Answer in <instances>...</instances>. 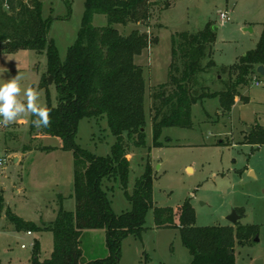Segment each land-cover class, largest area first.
I'll return each mask as SVG.
<instances>
[{
    "label": "rangeland",
    "instance_id": "rangeland-1",
    "mask_svg": "<svg viewBox=\"0 0 264 264\" xmlns=\"http://www.w3.org/2000/svg\"><path fill=\"white\" fill-rule=\"evenodd\" d=\"M39 1L42 17L50 19L49 37L62 62L80 29L85 0ZM150 1L152 16L146 25L113 24L123 34L137 28L156 38L133 59L143 70L144 144L131 145L127 151L126 188L112 177L102 178L101 187L114 214L127 211L131 204L125 191L130 194L134 179L149 168L155 204L172 207L176 222L180 205L189 197L197 226L230 224L226 217L232 209L240 215L238 223L257 225V240L254 236L248 244L237 245L234 263L264 264V144L247 143L255 124L264 127V74L255 70L249 84L239 90L248 101L237 99L227 115L221 113L218 97L208 98L192 105L190 126L164 128L156 145L151 129L152 92L168 79L172 35L197 32L207 23L216 26L212 59L219 67L233 65L258 43L264 28V0ZM222 11L229 20L221 23ZM91 23L94 27L105 25L106 15L95 13ZM46 64L44 54L29 48L9 52L0 43V78L20 74L22 88L39 91L41 107L58 103L56 85L47 80ZM206 79L212 90L221 86L214 72ZM30 123V113L9 124L0 122V194L4 202L0 211V260L6 264H29L35 251L39 260L48 258L54 245L50 230L27 234L15 229L5 216L6 208L25 221L43 226L59 209L73 211L75 207L72 151L63 150L56 136L29 132ZM76 131L77 146L95 156L111 153L115 137L105 117H82ZM105 238L103 229L84 230L79 243L81 261L107 256ZM120 249L118 264H189L191 260L179 230L156 228L152 209L146 212L141 233L124 237Z\"/></svg>",
    "mask_w": 264,
    "mask_h": 264
},
{
    "label": "trees",
    "instance_id": "trees-1",
    "mask_svg": "<svg viewBox=\"0 0 264 264\" xmlns=\"http://www.w3.org/2000/svg\"><path fill=\"white\" fill-rule=\"evenodd\" d=\"M151 4L150 0H85L77 37L60 62L49 37L50 19L43 18L40 12L41 2L0 0V43L9 52L29 48L44 54L45 73L56 85L58 103L45 107L49 110V125L35 123L38 117L31 114L29 132L37 130L43 136H56L61 141L60 147L73 154V211L59 209L52 221L39 226L5 209V216L15 229L50 230L54 235L50 256L39 260L35 251L29 264H118L121 241L128 235L141 233L146 212L151 209L156 228L179 230L181 243L191 255L189 264H235L236 246L248 244L258 233L257 225H243L238 221L234 225L197 226L189 197L180 205L176 222L172 207L155 204L149 168L134 179L130 194L125 191L131 208L117 214L111 210L101 179L112 177L126 188L127 151L131 145L144 144L143 70L133 59L151 41H156L148 32L137 28L123 34L113 24L142 22L146 25L152 16ZM95 13L106 15L105 25H92ZM215 35L209 23L197 32L181 31L172 35L168 79L152 92L154 145L164 128L191 125L190 110L195 103L218 97L219 109L227 115L236 96L243 102L248 101L239 90L249 84L257 66H264V28L256 47L230 66L219 67L212 59ZM211 72L221 84L216 90L205 83ZM42 80L47 83L43 77ZM100 116L106 118L115 142L110 154L95 156L77 146L75 136L82 117ZM247 143L263 145L264 127L255 124L248 133ZM3 207L0 194V211ZM86 229L104 230L107 256L81 261L79 243ZM0 264L6 263L0 260Z\"/></svg>",
    "mask_w": 264,
    "mask_h": 264
},
{
    "label": "clouds",
    "instance_id": "clouds-1",
    "mask_svg": "<svg viewBox=\"0 0 264 264\" xmlns=\"http://www.w3.org/2000/svg\"><path fill=\"white\" fill-rule=\"evenodd\" d=\"M20 74L9 79L0 78V122L9 124L23 114L38 117L35 123L47 127L50 123L49 110L40 105V93L31 87L22 88ZM24 99H21V97Z\"/></svg>",
    "mask_w": 264,
    "mask_h": 264
},
{
    "label": "water",
    "instance_id": "water-1",
    "mask_svg": "<svg viewBox=\"0 0 264 264\" xmlns=\"http://www.w3.org/2000/svg\"><path fill=\"white\" fill-rule=\"evenodd\" d=\"M216 28H217L216 26L213 27V30L215 31ZM256 71H257V73H259L261 75L264 74L263 66L262 65L257 66ZM47 80L49 83L52 82L50 75H48ZM249 131H250V129L248 128V132ZM230 212L231 213L226 218L230 222V224L234 225L237 222V220L239 219L240 215L234 209H232ZM257 238L258 237L256 234L254 239L257 240Z\"/></svg>",
    "mask_w": 264,
    "mask_h": 264
},
{
    "label": "built area",
    "instance_id": "built-area-1",
    "mask_svg": "<svg viewBox=\"0 0 264 264\" xmlns=\"http://www.w3.org/2000/svg\"><path fill=\"white\" fill-rule=\"evenodd\" d=\"M26 1V0H25ZM219 17H220V22L222 23V22H224V21H226V20H229V16H228V14H227V12L226 11H222V12H220V14H219ZM255 84L256 85H258L259 84V81H258V79H255ZM1 160H0V164H1ZM26 233L27 234H30V231H26ZM24 245H21V247H23Z\"/></svg>",
    "mask_w": 264,
    "mask_h": 264
},
{
    "label": "crops",
    "instance_id": "crops-1",
    "mask_svg": "<svg viewBox=\"0 0 264 264\" xmlns=\"http://www.w3.org/2000/svg\"><path fill=\"white\" fill-rule=\"evenodd\" d=\"M263 68H264V66H263ZM237 99L240 100V97H239V96H236V97H235V101H236ZM249 173H251V171H250Z\"/></svg>",
    "mask_w": 264,
    "mask_h": 264
}]
</instances>
